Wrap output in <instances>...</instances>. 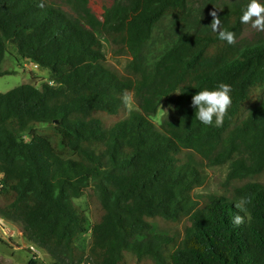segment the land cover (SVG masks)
<instances>
[{
    "label": "trees",
    "instance_id": "16d2710c",
    "mask_svg": "<svg viewBox=\"0 0 264 264\" xmlns=\"http://www.w3.org/2000/svg\"><path fill=\"white\" fill-rule=\"evenodd\" d=\"M65 1L75 16L0 0V77L13 43L52 81L0 91V216L21 221L51 264H264V39H218L205 18L217 0H113L102 20L89 0ZM247 2L218 15L235 39ZM101 37L128 48L126 74L106 64ZM220 83L232 104L221 127L205 126L192 96ZM161 105L172 117L156 125ZM183 149L228 163L233 195L194 197L205 176L175 164ZM84 194L89 214L74 200Z\"/></svg>",
    "mask_w": 264,
    "mask_h": 264
},
{
    "label": "rangeland",
    "instance_id": "374dc122",
    "mask_svg": "<svg viewBox=\"0 0 264 264\" xmlns=\"http://www.w3.org/2000/svg\"><path fill=\"white\" fill-rule=\"evenodd\" d=\"M44 1L62 9L71 16H75V13L65 0ZM238 1L243 0H217L210 6H206L204 0H188V4L193 8L206 6L205 18L213 20V16L211 15L213 11H215L218 16ZM112 2L113 0H89L88 5L91 11L102 20L105 10ZM262 39H264V32L253 29L250 24H242L241 30L235 40L239 42H248ZM101 44L102 50L105 53L106 64L118 73L126 74L125 67L131 60V54L128 48L125 47L119 52H114L110 44L103 37H101ZM2 68L11 71V73L0 77L1 92H5L24 82H30L36 86H40L44 81H51L50 72L29 59L20 56L13 43L8 45ZM125 98L127 101V110L137 108L132 94L126 95ZM252 104H255V102ZM171 117V113L161 105L151 120L156 125H160L165 119ZM24 138L28 140L29 136L24 134ZM176 159V165L179 163H190L192 166L201 170V173L205 176L202 185L193 189L192 195L194 197L206 193H214L225 197H231L233 195L235 184L226 181V174L229 169L228 163L221 166H211L196 153L184 149L176 154ZM257 180L264 183V175ZM74 200L87 214H89L90 204L86 194ZM89 225L90 220L89 223H87V227ZM1 226L7 230V234H1L2 232H0V264H27L28 260L33 257V255L37 256L39 264L52 263V259L43 249L36 247L25 238L21 221L3 217ZM89 239L90 231L87 228L86 232L78 238L77 243L82 248L87 249Z\"/></svg>",
    "mask_w": 264,
    "mask_h": 264
},
{
    "label": "clouds",
    "instance_id": "9594fccd",
    "mask_svg": "<svg viewBox=\"0 0 264 264\" xmlns=\"http://www.w3.org/2000/svg\"><path fill=\"white\" fill-rule=\"evenodd\" d=\"M211 15L213 20L210 27L217 33L218 39L233 44L234 33L223 29L221 19L215 11ZM239 22L250 24L253 29L264 32V0H248L241 11ZM231 92L232 86L227 83H220L214 89L204 88L196 92L191 99V106L195 109V119L205 126L221 127L232 104ZM230 221L238 227L244 222V218L237 214L231 217Z\"/></svg>",
    "mask_w": 264,
    "mask_h": 264
},
{
    "label": "built area",
    "instance_id": "2783aa9c",
    "mask_svg": "<svg viewBox=\"0 0 264 264\" xmlns=\"http://www.w3.org/2000/svg\"><path fill=\"white\" fill-rule=\"evenodd\" d=\"M3 186V184H2V182H1V180H0V188ZM2 217L0 216V230H2V231H0V232H2L1 234H7V230L6 229H4L1 225H2Z\"/></svg>",
    "mask_w": 264,
    "mask_h": 264
}]
</instances>
